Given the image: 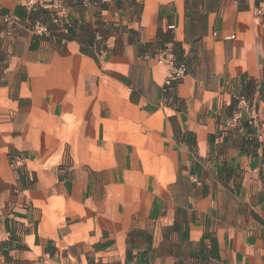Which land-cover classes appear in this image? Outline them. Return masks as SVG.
<instances>
[{
  "label": "crops",
  "instance_id": "0c3cea01",
  "mask_svg": "<svg viewBox=\"0 0 264 264\" xmlns=\"http://www.w3.org/2000/svg\"><path fill=\"white\" fill-rule=\"evenodd\" d=\"M64 4L0 0V264H264V0Z\"/></svg>",
  "mask_w": 264,
  "mask_h": 264
},
{
  "label": "built area",
  "instance_id": "2783aa9c",
  "mask_svg": "<svg viewBox=\"0 0 264 264\" xmlns=\"http://www.w3.org/2000/svg\"><path fill=\"white\" fill-rule=\"evenodd\" d=\"M24 7L28 14L35 15L40 11H46L50 16V25L57 26L63 32H66L69 25L66 21L67 19V9L64 4V0H23ZM82 6H87L92 0H72ZM101 3H109L112 0H96ZM5 21H8L7 16L3 17ZM51 26L47 23L37 22L32 27V33L35 36H46L50 34ZM156 63L163 67L167 72V77L165 79L164 89L168 87L172 82L179 81L185 75V66L182 63L176 61L175 55L170 47L163 48L156 55ZM241 119L240 110H238L231 119V122H237ZM248 126L254 127L255 118L250 117L246 120ZM255 136L257 139L264 142V121L260 123L259 128L255 129ZM14 163H22L19 158H13Z\"/></svg>",
  "mask_w": 264,
  "mask_h": 264
},
{
  "label": "trees",
  "instance_id": "16d2710c",
  "mask_svg": "<svg viewBox=\"0 0 264 264\" xmlns=\"http://www.w3.org/2000/svg\"><path fill=\"white\" fill-rule=\"evenodd\" d=\"M177 61V60H176ZM179 63V62H178Z\"/></svg>",
  "mask_w": 264,
  "mask_h": 264
}]
</instances>
